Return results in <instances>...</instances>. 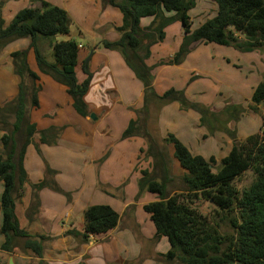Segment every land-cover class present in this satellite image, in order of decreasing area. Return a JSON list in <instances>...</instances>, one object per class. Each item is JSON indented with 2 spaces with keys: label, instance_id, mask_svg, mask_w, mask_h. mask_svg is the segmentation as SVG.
I'll return each mask as SVG.
<instances>
[{
  "label": "trees",
  "instance_id": "trees-1",
  "mask_svg": "<svg viewBox=\"0 0 264 264\" xmlns=\"http://www.w3.org/2000/svg\"><path fill=\"white\" fill-rule=\"evenodd\" d=\"M211 1L217 5V15L192 31L189 11L195 6L194 0H103L104 5L120 10L123 24L116 28L120 35L119 40H104L102 46L107 50L119 51L128 67L143 83L145 105L139 114L147 116L151 106L156 105L160 110L166 104L177 102L182 109L195 110L201 114L203 124L209 122V116H214L208 108L186 101L182 92L169 90L158 96L153 90L152 68L147 66L146 60L150 56V48L165 39L164 30L175 22L181 23L184 38L171 64H181L200 43L232 47L245 53L264 49V0ZM143 19H152L146 29L141 28ZM70 29L71 19L66 10L46 1L42 2V9H22L7 27H4L0 7V51L15 39H31L41 72L65 85L76 112L87 117L89 111L84 97L88 92L92 74L88 70V61H85V80L80 83L76 77L78 44L74 40L55 43L52 47L54 62H48L37 48L39 40L57 35L68 36ZM144 41L149 43L145 45ZM26 57L27 52L13 54L16 72L22 79L27 74L35 82L37 75L30 72ZM24 90L21 84L20 94L12 102L16 103L11 111L15 115L13 130L10 134L4 133L1 139L3 152L0 155V181L4 190L0 205V234L5 238L1 250L12 253L16 248L15 240L25 239V250L42 258L43 242L46 238L37 236L35 240L32 239L31 235L20 228L16 216V201L18 197H22L21 193L27 181L24 157L36 133L35 125L28 119ZM32 103L33 106H38L35 87ZM9 105L0 108V115ZM259 105H264V79L254 90L249 108L257 113ZM262 119L263 127L260 132L244 141H235L229 155L222 160L221 169L216 173L212 170L214 158L208 161L201 156H195L174 135L156 139L146 123L141 128L136 121L130 122L124 138L136 135L144 137L148 142V156L154 160L155 168L162 165V181L154 178L155 169L151 174L143 171L140 188L147 189L159 198V201L145 205L144 211L155 226L156 237H165L169 242L170 250L163 256L167 261H176L179 264H264V115ZM212 127L210 130H213ZM21 133H25V138L20 143L17 139H21ZM50 133L51 131L41 132L42 144L52 143L47 139ZM168 144H173L175 158L187 172L180 179L183 189L174 194L168 189L176 181L168 176ZM248 171L254 175L253 184L239 192L234 182ZM51 174L53 172L47 169L46 178L32 188L34 201L31 209L34 211L39 207L36 192L45 187L57 189L55 183L47 179ZM198 199L214 206L216 218L222 217L226 220L234 233L230 236L222 235L218 230V223L211 224L197 208L192 207V203ZM84 219L82 236L86 241L90 236L113 230L118 225L119 215L110 206L99 205L89 207L84 213Z\"/></svg>",
  "mask_w": 264,
  "mask_h": 264
},
{
  "label": "crops",
  "instance_id": "crops-1",
  "mask_svg": "<svg viewBox=\"0 0 264 264\" xmlns=\"http://www.w3.org/2000/svg\"><path fill=\"white\" fill-rule=\"evenodd\" d=\"M113 9L120 14L106 9L108 16L104 23L108 25V32L112 33L94 39L91 52L87 51V55L82 57V63L88 61V70L92 74L88 92L84 97L89 111L87 117L75 111L73 99L63 85L40 71L31 39H15L0 51V108L16 101L21 84L24 87L31 79L27 74L23 79L17 74L14 53L27 52L28 68L37 75L35 84L40 86V92H37L39 105L29 110V122L35 125L36 133L24 157L27 181L20 200V208L25 216L23 223L17 213L19 202H16V216L20 227L22 228L24 223L29 224L33 227L35 235L46 238L43 242V257H36L37 264H179L163 257L170 250L169 242L165 237H156L155 226L144 211L145 205L159 201L158 196L150 197L152 193L140 188L143 171L151 174L155 169L154 178L162 181V165L155 168L154 160L148 156V142L144 137L136 135L124 138L130 122L136 121L138 112L144 108L145 89L126 64L122 54L116 50H106L101 45L104 40L115 42L120 38L116 28L122 26L123 15L119 9ZM3 21L4 27L11 22L8 23L4 18ZM151 22L152 19H143L141 28L146 29ZM164 31L165 39L150 48V56L146 60L147 66L152 68V87L158 96L169 90L185 91L184 86L192 84L191 76H186L188 61L195 57V60L203 59L207 65L204 53L197 51L200 47L215 45L200 43L181 64H171L182 44L184 30L179 22H175ZM172 36L173 42L168 45ZM74 38L70 30L68 36L54 37V43L39 40L37 48L41 51L40 46L42 48L46 45L53 51L55 43ZM86 58L88 60H85ZM79 63L81 59L78 56L77 66ZM260 72L262 77L255 79L253 83L241 82L236 88L246 101L244 104H248L247 108L242 107L246 110L243 115L248 117L264 115L263 105L257 106V113L248 110L254 90L264 79L263 67ZM76 77L80 83L85 80L83 77V80H80L77 73ZM181 80L183 83L179 82ZM200 88L205 90L202 85ZM186 94L189 98L190 95ZM189 111L192 110H183L177 102L164 105L160 112L158 111L157 118L160 137L164 139L166 135L172 134L193 155L208 160V155H203L200 150L193 148L199 141L193 124L200 121V118L198 120V117ZM92 114L96 117L95 120L91 119ZM44 131H51L47 139L52 143L42 144L41 132ZM4 133L0 126V155L3 152L1 139ZM232 137L239 142L248 138L239 136V133L238 137L237 134H230V137H227L228 153L234 145ZM167 152L170 161L168 176L172 179H176L174 176H181V179L187 172L175 158L173 144L167 145ZM47 169L53 172L50 179L57 189L45 188L37 194L39 207L31 216L29 211L34 201L32 187L46 178ZM75 186L81 189L76 192L73 189ZM72 194L74 195L71 196ZM99 205L110 206L118 213V225L105 234L90 236L85 241L82 236L84 213L89 207ZM27 215L29 216L26 217ZM1 225L0 208V228ZM1 236L0 234V251L8 254L1 250L5 241L4 236ZM13 259L15 264H25L26 261L24 257L16 255H13Z\"/></svg>",
  "mask_w": 264,
  "mask_h": 264
},
{
  "label": "rangeland",
  "instance_id": "rangeland-1",
  "mask_svg": "<svg viewBox=\"0 0 264 264\" xmlns=\"http://www.w3.org/2000/svg\"><path fill=\"white\" fill-rule=\"evenodd\" d=\"M43 1H46L53 6L60 7L66 10V12L68 13L71 19V34L73 33L75 37L74 41H76L77 44H81L79 46V57L81 59V63H79V65L76 67V73L80 80L85 79L86 75L84 73V67L82 63V61L84 60L82 57L84 55H87V51L91 52L94 39H100L101 37L112 33V31L108 32V25L104 24L108 16L106 9L118 13L119 11L113 9L114 7L110 5L105 4V6L103 4V0H0L2 18H4L9 23L15 17V15L22 9H42ZM194 3L195 6L189 11L192 31L196 30L201 24L213 19L217 15L218 11L216 3L211 0H194ZM179 25H181V23H179ZM174 35L176 36V34ZM173 36L172 38H170V42L167 43L168 45L172 44L174 39ZM53 39L54 38L42 40L54 43ZM148 43L149 41L144 44L147 45ZM45 47L47 48L46 45H43L42 48L40 46L42 55L48 62H54L53 51L48 48L45 49ZM198 52L204 53V58L207 60L208 64L206 65L203 59H196L197 61L195 60V57L190 59L188 61L189 64L186 67V69L188 70V73L186 72V76H191L190 78H192V84L189 83L187 86H184L185 91L179 90L177 92H182L185 100L192 104H198L206 108L209 107L211 109H208L211 111L212 109L215 110L212 111L214 116H209L207 118L209 122L204 124L202 122L201 114H199L195 110L189 112H191V114H195L198 117V120L200 118V121H197L193 124L196 127V133L199 137V141L193 148L200 150L203 155H208V161L211 158L215 159V163L213 165L212 170L214 173H216L222 167V160L229 155V153L227 152V137H230V134H235V136L237 134L238 137L239 133V136L241 135V137H249L258 133L263 127L262 116L258 115L255 118L243 115L244 111L246 110L242 107L247 108L248 104H244L246 103V101L242 99L236 88L241 82L245 84H250L253 83L255 79H259V77H262L260 71L262 67L264 68V49L252 53H245L233 49L232 47L230 48L219 45H209L207 47H200L197 53ZM85 60H88V58H86ZM195 75L198 77H196ZM56 82L60 85H63L58 81ZM179 82L183 83L182 80ZM201 85L203 88H205V90L200 88ZM63 86L65 87V85ZM24 87V91L26 93L25 102L27 105L28 119L30 120L29 110L30 108H35L32 103V94L34 91V87L35 90L37 89V92H40V86L36 85L34 80L29 79L28 85L26 84ZM186 93L190 95L189 98L186 97ZM244 95L246 97L245 93ZM9 104V108L6 111L2 112L0 115L1 129L8 134H10L13 130L15 115L11 113V111L15 108L16 103L13 104L11 102ZM248 110L250 111V108ZM158 111L160 112L156 105L151 106L149 114L147 116L138 113L136 122L139 126H141V128H143L145 122L148 126V129L156 137V139H162L160 137V132L158 129ZM209 124L213 126L212 129L214 131L210 130L211 126ZM23 135H25V133H21V139L19 137V139H17V141H20V143L25 138V136ZM233 137L231 139L234 143L235 138L233 139ZM20 147L21 146H19V148ZM174 177L176 178V181L168 187L169 192L172 193L176 191H181L183 189V183H181L180 181L181 176ZM50 178V176L47 177V179L51 180ZM253 181L254 175L253 173L248 171L234 182V186L239 192H242L243 190L249 188L250 185L253 184ZM73 189L77 192L81 188H79V186H75ZM2 190L3 185L0 182V196L2 195ZM53 190L55 189L53 188ZM40 191L36 192V195ZM21 194H23V191ZM74 194H72L71 196H73ZM151 196L155 195L150 194V197ZM20 200L21 197H18L16 201L19 202L17 213L20 222L23 223V217L25 216L22 212V208H20ZM192 204V207L197 208V210L201 214H203V216H205L208 220L211 221V224H213V222L214 225L218 223V225L220 226L218 230L222 235L230 236L232 233H234L232 226L229 225L226 220H223L222 217L219 219L216 218V208L212 206L209 202L198 199L195 200ZM29 214L33 216L34 209H31L29 211ZM28 216L29 215H27L26 217ZM22 226L23 227L20 228L25 230L29 235L32 236V239L35 240L37 235L33 233V227H30L29 224L25 223ZM165 240L167 241L166 238ZM24 242L25 239H16L14 242L16 248L15 250H13L12 253L4 254L0 251V264H9L11 258L12 260H14L13 255H16L17 257H24V260H26L24 262L25 264H37V256L31 251L25 250ZM136 249L137 248H135L134 252H136ZM14 262L15 261H13V263Z\"/></svg>",
  "mask_w": 264,
  "mask_h": 264
},
{
  "label": "water",
  "instance_id": "water-1",
  "mask_svg": "<svg viewBox=\"0 0 264 264\" xmlns=\"http://www.w3.org/2000/svg\"><path fill=\"white\" fill-rule=\"evenodd\" d=\"M91 119L95 120L96 117L94 115H91ZM9 264H14L12 258L10 259Z\"/></svg>",
  "mask_w": 264,
  "mask_h": 264
}]
</instances>
